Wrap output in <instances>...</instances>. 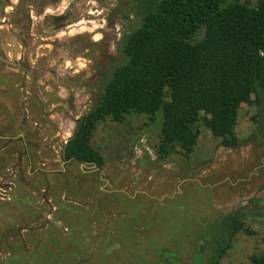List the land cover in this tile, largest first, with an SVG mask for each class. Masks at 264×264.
<instances>
[{
    "label": "rangeland",
    "instance_id": "rangeland-1",
    "mask_svg": "<svg viewBox=\"0 0 264 264\" xmlns=\"http://www.w3.org/2000/svg\"><path fill=\"white\" fill-rule=\"evenodd\" d=\"M132 2L0 0V264H207L213 223L236 210L248 231L218 264L263 253L264 116L254 103L238 109L237 147L200 125L190 151L163 152L162 112L131 110L92 131L101 167L63 159L124 60L120 40L139 23Z\"/></svg>",
    "mask_w": 264,
    "mask_h": 264
},
{
    "label": "trees",
    "instance_id": "trees-1",
    "mask_svg": "<svg viewBox=\"0 0 264 264\" xmlns=\"http://www.w3.org/2000/svg\"><path fill=\"white\" fill-rule=\"evenodd\" d=\"M136 28L120 40L124 60L108 72L103 89L66 141L62 157L101 167L91 144L96 124L125 113L162 112L161 150L188 152L204 125L225 147L242 140L234 132L242 103L264 116V0H133ZM203 31V37L194 36ZM168 90L167 100L165 97ZM260 121H256L257 127ZM242 211L220 216L208 239L207 264H218L240 231ZM264 264V251L251 257Z\"/></svg>",
    "mask_w": 264,
    "mask_h": 264
}]
</instances>
